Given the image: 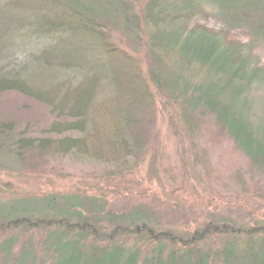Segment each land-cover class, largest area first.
<instances>
[{"label": "rangeland", "instance_id": "1", "mask_svg": "<svg viewBox=\"0 0 264 264\" xmlns=\"http://www.w3.org/2000/svg\"><path fill=\"white\" fill-rule=\"evenodd\" d=\"M261 1L256 18L264 20ZM62 5L70 4L63 0H0V81L19 84L25 90L0 91V126L13 129L16 137L32 143L44 140L52 146L63 139L72 144L81 138L83 152L69 145L67 154L48 155L53 147L44 153L25 151L19 163L0 159V199L75 193L106 200L115 213L128 206L152 210L153 224L180 234L202 229L205 215L238 218L246 227L262 222L264 228V165H256L227 128L208 113L194 115L193 129L180 124V107L168 106L150 80L152 59L142 45L120 30L101 27L105 55L80 50L84 36H44L46 24H61ZM202 18L196 23L211 31L222 29L219 20ZM226 33L228 41L239 46L251 39L245 28ZM245 49L250 66L264 68V45ZM102 64V72L120 84L116 88L103 76L97 80L99 73L87 72L89 67L100 71L95 66ZM15 66L19 76L12 71ZM195 68L198 71L192 81L200 87H217L208 69ZM136 85L142 87L145 102V107L130 112L135 115L132 131L138 138L123 130L115 139L142 144L114 151L108 140L113 125L124 117L122 110V114L116 110L126 105V90ZM252 87L249 98L237 104L239 118L263 138L264 86ZM86 93L90 96L82 107L86 112L77 120L68 106ZM115 97L123 98L125 104L117 105ZM76 122L82 124L84 133L72 127ZM8 141L0 137V157Z\"/></svg>", "mask_w": 264, "mask_h": 264}, {"label": "trees", "instance_id": "2", "mask_svg": "<svg viewBox=\"0 0 264 264\" xmlns=\"http://www.w3.org/2000/svg\"><path fill=\"white\" fill-rule=\"evenodd\" d=\"M64 2L70 5H62L61 24H46L48 27L42 31L44 36L50 39H56L55 33L84 36L80 50L105 55L101 49V27L120 30L122 35L142 45L147 57L152 59L150 80L168 106L180 107V124L193 129L194 115L208 113L227 128L237 146L256 165H264V137L242 122L237 106L249 98L252 86H264V68L250 66L244 52L253 45H264V20L256 18L261 0ZM17 7L22 5L18 3ZM202 17L219 20L223 23L222 29L211 31L196 23L198 19L203 20ZM238 28L250 32L248 44L239 46L228 41L226 32ZM225 43H229V47ZM195 66L208 69L217 87L198 86L194 82L198 71L195 72ZM95 67L100 71L89 67L87 72L99 73L97 80L103 76L104 80L116 84L110 74L102 72L103 64ZM12 71L19 76L16 66ZM224 77L227 81L223 83ZM140 87L128 88L129 96H124L125 101L128 100L126 105L115 109L120 114L122 110L124 119H118L113 125L108 140L114 151L131 150L142 144L115 139L123 130L138 138L132 131L137 123L133 119L135 115L130 112L145 107ZM22 88L16 83L9 86L0 81V91L24 92ZM89 97L86 93L84 98H76L68 106L77 120L83 118L86 110L82 107ZM115 99L119 101L117 105L125 104L123 98ZM77 122L72 127L84 133V127ZM0 137L9 140L3 144L6 151L0 159L12 158L18 163L24 159L25 151L44 153L55 147L48 155L67 154L70 145L72 150L83 152L84 139L81 138L72 144L63 139L53 146L44 140L32 143L24 137H16L13 129L3 126H0ZM203 219L202 229L180 234L153 224L152 210L128 206L124 212L115 213L108 209L106 200L75 193L0 199V264H264L262 222L246 227L238 218L221 220L205 215Z\"/></svg>", "mask_w": 264, "mask_h": 264}]
</instances>
